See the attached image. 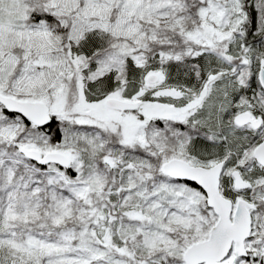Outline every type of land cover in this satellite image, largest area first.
I'll list each match as a JSON object with an SVG mask.
<instances>
[{
  "label": "snow or ice",
  "instance_id": "snow-or-ice-1",
  "mask_svg": "<svg viewBox=\"0 0 264 264\" xmlns=\"http://www.w3.org/2000/svg\"><path fill=\"white\" fill-rule=\"evenodd\" d=\"M0 264H264V0H0Z\"/></svg>",
  "mask_w": 264,
  "mask_h": 264
}]
</instances>
